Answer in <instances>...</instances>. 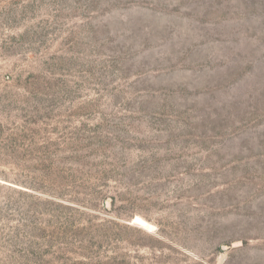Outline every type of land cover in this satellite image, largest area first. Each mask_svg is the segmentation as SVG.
I'll use <instances>...</instances> for the list:
<instances>
[{
    "label": "rangeland",
    "instance_id": "rangeland-1",
    "mask_svg": "<svg viewBox=\"0 0 264 264\" xmlns=\"http://www.w3.org/2000/svg\"><path fill=\"white\" fill-rule=\"evenodd\" d=\"M0 264H264V0H0Z\"/></svg>",
    "mask_w": 264,
    "mask_h": 264
}]
</instances>
